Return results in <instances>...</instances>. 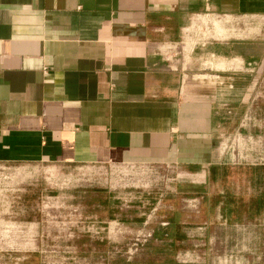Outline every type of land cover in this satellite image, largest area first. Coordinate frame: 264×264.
Wrapping results in <instances>:
<instances>
[{
    "label": "crops",
    "instance_id": "obj_1",
    "mask_svg": "<svg viewBox=\"0 0 264 264\" xmlns=\"http://www.w3.org/2000/svg\"><path fill=\"white\" fill-rule=\"evenodd\" d=\"M240 21L258 42L229 34ZM263 32L264 0H0V163L173 166L201 183L235 62ZM208 62L226 67L211 83Z\"/></svg>",
    "mask_w": 264,
    "mask_h": 264
},
{
    "label": "rangeland",
    "instance_id": "obj_2",
    "mask_svg": "<svg viewBox=\"0 0 264 264\" xmlns=\"http://www.w3.org/2000/svg\"><path fill=\"white\" fill-rule=\"evenodd\" d=\"M245 26L229 34L258 42ZM262 48L235 62L238 95L220 104L215 180L173 166L0 163V264H264V212L222 210L227 193L247 201L264 191V171L250 170L264 168ZM225 68L208 62L203 73L211 83ZM167 220L184 223L181 240L167 237Z\"/></svg>",
    "mask_w": 264,
    "mask_h": 264
},
{
    "label": "trees",
    "instance_id": "obj_3",
    "mask_svg": "<svg viewBox=\"0 0 264 264\" xmlns=\"http://www.w3.org/2000/svg\"><path fill=\"white\" fill-rule=\"evenodd\" d=\"M217 168L213 167L211 168L210 175L211 179H216V172ZM251 177H257L259 173L258 171L262 170L264 171V168L261 167H251ZM264 175V174H263ZM262 175V176H263ZM219 198V197H218ZM217 201V198H215ZM223 202V211H225L226 215L228 214L229 217H234L237 215L238 217H242L243 215L247 216V218H256L260 216L264 212V191L259 193L258 195H253L250 199L247 201L239 198H235L234 195L226 194L222 198ZM175 234L178 235V230L175 231ZM178 238L176 236L175 241H177Z\"/></svg>",
    "mask_w": 264,
    "mask_h": 264
}]
</instances>
